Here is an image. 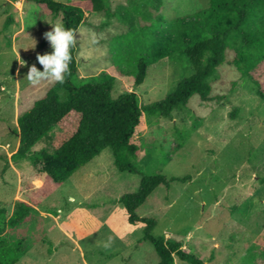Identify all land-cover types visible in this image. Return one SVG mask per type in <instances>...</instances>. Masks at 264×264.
<instances>
[{
    "label": "rangeland",
    "instance_id": "obj_1",
    "mask_svg": "<svg viewBox=\"0 0 264 264\" xmlns=\"http://www.w3.org/2000/svg\"><path fill=\"white\" fill-rule=\"evenodd\" d=\"M209 6V0H162L159 8L156 0H109L108 14H87L76 31L75 85L110 82L113 98L135 92L141 107L164 100L193 75L181 43L190 40L194 15ZM175 20L187 26L179 37L169 30ZM51 23L62 24V16L53 18L31 1L0 0V205L10 216L18 203L40 201L33 218L5 236L24 243L18 264H157L153 245L139 243L144 226L130 224L120 202L139 189L141 175L119 171L109 149L41 194L46 175L29 159H12L20 147L19 116L57 83L26 79L33 65L43 70L37 55L52 51L44 36ZM207 23L216 27L211 15ZM93 35L97 42L90 45ZM240 46L239 39L232 44L211 79L212 100L196 94L172 119L143 118L133 161L144 174L190 177L170 189L159 186L137 213L157 220L155 237L181 241L208 264L264 261V99L238 64ZM144 58L153 63L136 85ZM251 72L264 91V63ZM51 142L44 138L34 150ZM176 264L189 263L176 257Z\"/></svg>",
    "mask_w": 264,
    "mask_h": 264
},
{
    "label": "trees",
    "instance_id": "obj_2",
    "mask_svg": "<svg viewBox=\"0 0 264 264\" xmlns=\"http://www.w3.org/2000/svg\"><path fill=\"white\" fill-rule=\"evenodd\" d=\"M37 4L53 18L62 16V25L76 32L86 22V15L92 13L108 14L109 0H27ZM158 8L162 0H156ZM209 8L194 15V24L189 32L190 40L182 42L184 52L189 58L193 75L184 78L176 90L164 100L140 106L135 92L111 96L110 82H86L75 85L78 75L77 50H72L69 74L63 84L56 83L46 97L37 100L33 108L18 118L20 147L13 154L15 163L29 159L35 168L46 175L44 186L37 190L53 192L62 186L79 169L109 149L119 171L141 175L139 189L126 193L120 198L132 225L144 226L143 237L139 243L150 242L159 261L157 264H176V257L189 264H208L199 256L185 249L179 240H167L165 236L155 237L157 226L154 217H141L137 210L161 185L167 189L175 182L185 183L190 177H168L165 174L148 175L142 173L134 164L139 154L137 136L146 117L173 118V112L187 105L194 95L203 101L212 96L211 79L220 66L227 61L228 49L240 40L238 64L245 77L257 86L258 95L264 99L260 82L252 72L264 63V0H209ZM215 19V28L207 24L206 17ZM260 20L262 26L253 24ZM174 37L187 30V26L175 20L170 24ZM179 37V36H178ZM158 59V58H156ZM151 59L144 58L137 66L136 85L145 82ZM65 91V98L60 92ZM51 137V147L35 151L34 148L44 138ZM40 201L31 198L20 202L9 216L5 207L0 205V264H18L25 254L23 242L14 243L5 236L7 231L15 230L29 222L37 211ZM264 264V261L262 262Z\"/></svg>",
    "mask_w": 264,
    "mask_h": 264
},
{
    "label": "clouds",
    "instance_id": "obj_3",
    "mask_svg": "<svg viewBox=\"0 0 264 264\" xmlns=\"http://www.w3.org/2000/svg\"><path fill=\"white\" fill-rule=\"evenodd\" d=\"M52 30L44 34L50 43L52 51L46 54H38L37 60L43 66V70L33 65L26 76L32 85H38L41 81L50 80L63 84L69 74V65L72 62V50L76 47L78 33L65 28L60 23H51ZM95 36L90 39V45L96 43ZM35 43L29 48H35Z\"/></svg>",
    "mask_w": 264,
    "mask_h": 264
}]
</instances>
